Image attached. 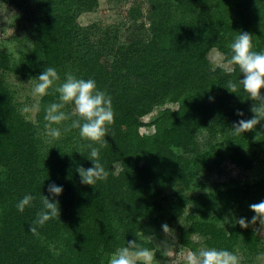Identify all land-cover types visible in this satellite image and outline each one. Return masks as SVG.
I'll list each match as a JSON object with an SVG mask.
<instances>
[{"label":"trees","instance_id":"16d2710c","mask_svg":"<svg viewBox=\"0 0 264 264\" xmlns=\"http://www.w3.org/2000/svg\"><path fill=\"white\" fill-rule=\"evenodd\" d=\"M2 1L26 13L21 30L32 46L14 54L0 42V168L7 170L0 173V264H107L134 239L154 251L145 235L161 237L163 224L177 228L179 245L190 252L227 250L240 264L264 252L259 222L233 226L241 217L251 221L249 206L264 200V178L221 180L229 167L252 171L259 156L264 164V121L233 135L234 123L252 118V102L225 89L243 78L225 60L238 32L264 51V0H145L118 24L90 27L78 19L97 12L99 0ZM48 67L61 82L67 72L94 79L111 97L115 119L100 151L109 176L93 188L76 171L92 166L78 130L63 133L71 121L53 125L59 139L42 134L44 109L57 94L49 89L39 99L31 121L5 79L31 80ZM49 184L63 187L55 197L60 215L34 236L28 230ZM29 194L35 199L19 212L16 204Z\"/></svg>","mask_w":264,"mask_h":264},{"label":"clouds","instance_id":"9594fccd","mask_svg":"<svg viewBox=\"0 0 264 264\" xmlns=\"http://www.w3.org/2000/svg\"><path fill=\"white\" fill-rule=\"evenodd\" d=\"M253 36L248 32H238L229 45L230 54L225 57L226 67L229 71L240 72L237 81L229 80L225 89L235 94L242 91L247 100L252 102L250 108L252 118L240 119L234 123L231 128L233 135H242L255 129L261 121H264V51H254L252 44ZM34 82L32 95L34 97H43L49 94L52 89L58 98L55 102L48 104L45 109L43 135L51 140L59 139L62 135L59 127L62 122L71 121L63 128V133L67 134L74 129L78 130L81 150L89 152V161L92 166L89 168L78 167L76 169L82 185L93 188L98 181H106L109 171L105 169L100 162V151L108 147L105 137L108 136L109 128L114 123L115 113L112 108L111 97L103 90L97 89L94 79L78 78L72 72L65 73L61 82V77L57 70L48 67L41 72L38 78L31 79L28 83ZM72 106L70 112L64 109L66 106ZM38 110V106H24L19 111L22 114L31 113ZM237 116H243V112L237 111ZM75 117V118H73ZM41 135V133H37ZM5 168H0V173L6 174ZM48 195H41L40 200L42 208L36 214V219L29 227V232L37 236L38 229L43 227L51 219L59 218L60 208L58 200L63 192L62 186L49 184L47 188ZM35 198L32 195H25L17 204L19 212H23L26 206H30ZM254 214L251 221L241 217L234 220L233 226L239 225L242 229L259 222V228L255 229L256 234L264 233V200L249 206ZM162 231L166 237L172 233V229L163 224ZM152 240L153 237H145ZM164 255H173L175 242L168 239L161 241L157 246ZM23 251V249L21 250ZM107 264H161L156 259L153 250L143 246L137 239L128 241L126 246L117 248L113 252ZM187 264H240V258L230 251L216 248H201L198 251L189 252L187 255Z\"/></svg>","mask_w":264,"mask_h":264},{"label":"rangeland","instance_id":"374dc122","mask_svg":"<svg viewBox=\"0 0 264 264\" xmlns=\"http://www.w3.org/2000/svg\"><path fill=\"white\" fill-rule=\"evenodd\" d=\"M145 0H123L119 3L116 0H99V7L95 13H86L79 17L78 24L81 27H90L92 25H115L121 22L126 10L131 5L142 6L145 5ZM26 13L20 9L3 2L0 0V42L7 46L10 51L17 54L20 50H27L32 45L26 36L22 32V25H24V19ZM214 61L218 65H221V59L214 58ZM10 86L16 91L17 100L20 103L21 108L24 106H37L41 97H34L32 95V88L34 82L28 83L30 79H22L13 74L7 75L5 78ZM72 108V106H71ZM37 110L31 113L25 114V116L31 120H35V114ZM155 113L149 115L140 129L141 133L149 130L152 123L149 121ZM228 174L221 177V180H227L229 178L239 179L242 183L257 182L264 178V164L263 158L259 156L257 166L249 172H243L234 167L228 168ZM177 228H172V233L168 234V237L163 233L161 237L155 234H146L145 237H153L151 241L155 245L156 259L161 264H187V255L190 252L186 248H182L177 241ZM168 239L170 242H175L173 249V255H164L163 252L157 247L161 241ZM264 247V246H263ZM246 264H264V252L258 255L256 258H248Z\"/></svg>","mask_w":264,"mask_h":264}]
</instances>
